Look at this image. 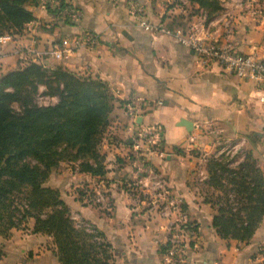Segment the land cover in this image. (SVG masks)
I'll list each match as a JSON object with an SVG mask.
<instances>
[{
	"label": "crops",
	"instance_id": "crops-1",
	"mask_svg": "<svg viewBox=\"0 0 264 264\" xmlns=\"http://www.w3.org/2000/svg\"><path fill=\"white\" fill-rule=\"evenodd\" d=\"M66 1L80 11L78 22H66L64 11L51 12L38 1L28 6L36 19L0 44V76L35 61L99 76L113 94L114 109L99 144L106 174L93 176L61 163L46 185L61 190L76 219L103 233L113 264H163L171 220L157 211L154 182L146 170L152 168L166 181L169 194L184 199V214L198 228V239L186 248L188 264H264V219L249 242H228L212 226L224 192L208 181L207 169V157L220 150L215 141L220 130L237 149L251 152L264 175L260 84L217 64L203 66L175 37L139 25L144 20L171 31L193 30L264 60V0H221L222 9L209 17L194 0H136L145 8L143 15L131 13L125 0ZM88 34L96 38L93 46L76 44ZM56 46L66 50L62 59L44 54ZM132 105L137 110L131 113ZM182 118L194 122L192 131L180 125ZM151 125L162 129L165 157L138 135ZM142 162L146 171L139 169ZM98 195L103 200L92 202ZM29 228L14 229L0 264H61L52 237Z\"/></svg>",
	"mask_w": 264,
	"mask_h": 264
},
{
	"label": "trees",
	"instance_id": "trees-1",
	"mask_svg": "<svg viewBox=\"0 0 264 264\" xmlns=\"http://www.w3.org/2000/svg\"><path fill=\"white\" fill-rule=\"evenodd\" d=\"M38 1L0 0V34L20 33L33 22L36 16L28 6ZM194 1L208 17L222 9L221 0ZM70 6L60 0L59 8L50 11ZM39 95L57 97V102L39 104ZM113 109L111 88L99 76L35 61L0 76V258L3 240L14 228H29L33 219L30 232L52 237L61 264H113L103 233L85 219H74L61 190L46 185L61 162L93 176L106 174L99 144ZM241 155L237 166H231L235 158L217 156V151L207 157L208 181L224 192L212 226L228 242H249L264 219L263 172L251 152ZM79 222L89 223L94 233Z\"/></svg>",
	"mask_w": 264,
	"mask_h": 264
},
{
	"label": "built area",
	"instance_id": "built-area-1",
	"mask_svg": "<svg viewBox=\"0 0 264 264\" xmlns=\"http://www.w3.org/2000/svg\"><path fill=\"white\" fill-rule=\"evenodd\" d=\"M43 6L56 9L60 6V0H40ZM126 6L131 13L143 15L145 8L136 0H125ZM247 8L253 14H257V9H254L247 5ZM81 16L80 11L74 6L64 10V17L70 22L76 23L79 21ZM139 25L151 32H160L166 35L175 37L179 43L193 50L198 56V61L203 66H210L217 64L222 67L225 71L233 73L240 78H251L256 80L260 84V89L264 92V60L254 58L253 56L243 55L237 52L235 49L229 46H221L213 40L203 38L196 31L188 30L182 31H171L170 29L150 23L144 20H140ZM13 35L10 33L0 34V44H5L12 41ZM96 42V38L90 34L87 35L85 41L77 42V45L81 46H93ZM26 50L29 53L35 52L33 46H27ZM66 50L60 46H56L53 49L44 52V54L52 55L56 59H62ZM43 87V86H42ZM42 91V90H41ZM40 97H43L39 95ZM38 96V97H39ZM50 100H55L57 97H44ZM54 104V101L52 102ZM137 110V106L132 105L130 107L131 113ZM134 123L136 120L134 119ZM146 145L152 151L157 152L160 156L165 157L167 152L163 147L162 141V129L159 125L146 126L138 132ZM138 150V145H136ZM220 151V152H219ZM217 156L222 154L229 159L237 161V156H240L242 152L234 145L227 151L219 150ZM242 159V155L240 156ZM240 159V160H241ZM237 161L238 162L240 161ZM139 169L145 170L144 163L142 162ZM154 182V191L157 201V211L161 216L169 218L170 221V234L167 240V249L165 251V257L163 264H188L186 259V248L192 242L198 239V228L193 221L187 219L184 214V199L180 196H173L169 194L167 190L166 181L152 168L146 169ZM145 170V171H146ZM103 198L101 195L91 198L92 202H100ZM74 219H76L73 216ZM80 220V219H76ZM85 226L87 231L94 233L92 226L89 223L79 222Z\"/></svg>",
	"mask_w": 264,
	"mask_h": 264
},
{
	"label": "rangeland",
	"instance_id": "rangeland-1",
	"mask_svg": "<svg viewBox=\"0 0 264 264\" xmlns=\"http://www.w3.org/2000/svg\"><path fill=\"white\" fill-rule=\"evenodd\" d=\"M39 2H40V0H39ZM45 8L48 9L47 7H45ZM37 101L39 104H42V105L52 104V102H53L49 98H44V97H40V96L38 97ZM215 141L217 142L216 145L223 151L229 150L235 143L234 140L228 139V136H226L223 133V131H220V130H218V133H216ZM61 163H63L62 166H65L67 164V162H61ZM14 229H19V228H14ZM14 229L12 230V234L14 232ZM11 237H12V235L10 236V238ZM10 238L3 240L5 242V245H6V241H8Z\"/></svg>",
	"mask_w": 264,
	"mask_h": 264
},
{
	"label": "water",
	"instance_id": "water-1",
	"mask_svg": "<svg viewBox=\"0 0 264 264\" xmlns=\"http://www.w3.org/2000/svg\"><path fill=\"white\" fill-rule=\"evenodd\" d=\"M180 125L184 126L189 132L194 128V122L189 119L182 118L180 120Z\"/></svg>",
	"mask_w": 264,
	"mask_h": 264
}]
</instances>
